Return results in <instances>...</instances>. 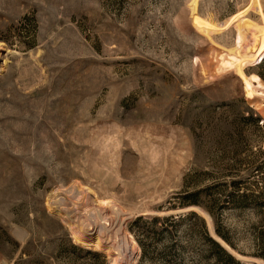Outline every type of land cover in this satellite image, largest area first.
I'll return each mask as SVG.
<instances>
[{"label": "rangeland", "instance_id": "1", "mask_svg": "<svg viewBox=\"0 0 264 264\" xmlns=\"http://www.w3.org/2000/svg\"><path fill=\"white\" fill-rule=\"evenodd\" d=\"M190 211L264 264V0H0V264H217Z\"/></svg>", "mask_w": 264, "mask_h": 264}, {"label": "trees", "instance_id": "2", "mask_svg": "<svg viewBox=\"0 0 264 264\" xmlns=\"http://www.w3.org/2000/svg\"><path fill=\"white\" fill-rule=\"evenodd\" d=\"M187 199L184 202H181L179 204L180 207L184 206H198L200 203L196 200L195 195H187L185 197ZM188 217L195 218V222L198 223L200 226V238H201V244L205 249L204 251V257L205 258H211L213 259L217 264H245L241 260H238L236 257H234L225 247L217 241V239H214V237L211 236V232L209 233L206 224L202 222V219L199 218L195 212H188L186 214H176L172 215L163 219H160L159 217L153 218L154 229H157V225L159 224L161 227V232L165 233L168 232V230L172 228H179L181 233L184 231L182 225L185 226L186 220ZM140 221V219H137L136 222ZM163 222V223H162ZM194 223H192L193 225ZM153 231V230H152ZM218 235V236H217ZM216 236L220 238L222 241L224 240L228 245L231 246V242L227 235L221 231L219 228H216ZM223 241V242H224ZM59 245L57 250V257H66V258H72L73 260L77 259H83L85 257H92L95 258H104V255L100 254L99 252H94L89 249H85L84 247L78 246L74 244L69 238H60L59 239ZM224 242V243H225ZM225 243V244H226ZM138 244L142 249L145 250V246L141 244V242L138 240ZM226 244V245H227ZM186 248V246L183 247V249ZM263 256V254H262ZM102 264H107L106 259L104 258Z\"/></svg>", "mask_w": 264, "mask_h": 264}, {"label": "bare ground", "instance_id": "3", "mask_svg": "<svg viewBox=\"0 0 264 264\" xmlns=\"http://www.w3.org/2000/svg\"><path fill=\"white\" fill-rule=\"evenodd\" d=\"M194 210H196L200 215H202V216H204L205 217V214L208 216V214L207 213H205L203 210H201L200 208H198V207H192ZM62 216H63V214H62ZM206 218V217H205ZM207 219V218H206ZM211 220V219H210ZM208 221V220H207ZM208 224H209V222H208ZM209 227H210V232H211V228H212V231H213V227H211L210 226V224H209ZM212 233V236L213 237H216V234L214 233V232H211ZM224 246V245H223ZM224 247H226V246H224ZM227 248V247H226ZM105 249H106V247H105ZM228 250H230L229 248H227ZM231 251V250H230ZM233 253V252H232ZM238 256V255H237ZM239 258H242V259H244L243 257H241V256H238ZM241 260V259H240Z\"/></svg>", "mask_w": 264, "mask_h": 264}, {"label": "water", "instance_id": "4", "mask_svg": "<svg viewBox=\"0 0 264 264\" xmlns=\"http://www.w3.org/2000/svg\"><path fill=\"white\" fill-rule=\"evenodd\" d=\"M199 208V207H198ZM201 209V208H200ZM191 210H193V208L191 209ZM202 210V209H201ZM194 211V210H193ZM196 211V210H195ZM205 212V211H204ZM55 213H56V215H58V216H60L65 222H68V220L70 219V218H68V216L65 214H63L62 212V214H63V216L64 217H62L61 215H59L60 214V211H58V210H56L55 211ZM206 213V212H205ZM208 214V213H207ZM208 216H209V214H208ZM209 218H210V216H209ZM211 219V218H210ZM213 232L215 233V231L213 230ZM216 234V233H215ZM212 236V235H211ZM213 237V236H212ZM215 239V238H214ZM218 241V240H217ZM225 249H227V248H225ZM230 251V250H229ZM231 252V251H230ZM232 253V252H231ZM233 254V253H232ZM234 255V254H233ZM238 257V256H237ZM238 259H241V260H243L242 258H239L238 257Z\"/></svg>", "mask_w": 264, "mask_h": 264}]
</instances>
